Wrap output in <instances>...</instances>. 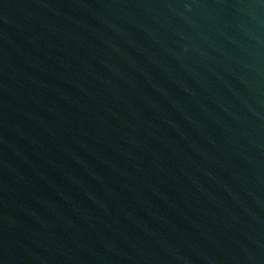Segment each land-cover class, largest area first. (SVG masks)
Here are the masks:
<instances>
[{"label":"water","instance_id":"water-1","mask_svg":"<svg viewBox=\"0 0 264 264\" xmlns=\"http://www.w3.org/2000/svg\"><path fill=\"white\" fill-rule=\"evenodd\" d=\"M0 264H264V0H0Z\"/></svg>","mask_w":264,"mask_h":264}]
</instances>
